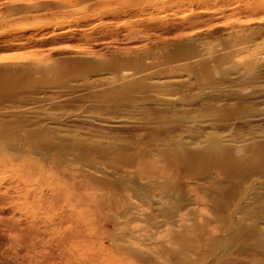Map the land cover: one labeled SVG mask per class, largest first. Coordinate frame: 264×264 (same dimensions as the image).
<instances>
[{
	"label": "rangeland",
	"instance_id": "obj_1",
	"mask_svg": "<svg viewBox=\"0 0 264 264\" xmlns=\"http://www.w3.org/2000/svg\"><path fill=\"white\" fill-rule=\"evenodd\" d=\"M34 1L42 0H0V120L27 131L41 130L49 139L65 135L67 144L73 146L60 152L73 154L77 161L68 184L83 187L62 200L47 202L37 196L52 191L50 186L56 188V171L50 172L49 183L21 169L16 173L1 171L0 264H130L122 248L126 239L144 245L149 252L146 264H264V122L221 128L210 97H205L207 101L203 99L196 110L170 107L166 113L163 109H156V113L132 110L119 101H110V97L71 102L51 92L82 83L101 87L112 78V66L139 72L153 64V78L147 82L159 79L169 83L159 89L160 93L173 95L183 89L193 95L197 90L194 81L189 80V87L185 78L192 59L189 55L213 52L224 44L237 47L264 41L262 37L242 41V0H230L240 8L214 20L218 26L215 31L199 26L193 36L180 38L166 33L156 40L150 32L148 45L140 48L132 47V36L126 34L131 23L178 22V15L188 9L149 0L140 10L129 0H114L102 15H52L35 8ZM64 31L71 32L63 35ZM91 49L96 52L55 80L50 65L60 67L65 56ZM179 61L182 67H168ZM211 66V74L225 70ZM247 68L242 65V73ZM244 88L246 82H242ZM37 96L42 100L33 102ZM241 110L242 116L264 114V101H242ZM88 115L132 127L101 126L87 121ZM142 117L156 122L141 126L138 119ZM192 120L196 128L177 139L179 127ZM199 130L206 137L222 131L229 134L217 146L219 152L237 154L236 143L251 141L253 146L242 151L244 165L222 177L212 168V157L206 151L204 171L181 178L177 175L175 180L169 173L161 176L133 163L134 154L141 151L148 159L158 157L151 150L155 145L172 155L180 151L190 156L196 152L193 148L207 145ZM20 155L33 157L23 147ZM92 165L101 167L102 172L94 177H102L105 183H93L89 174ZM202 195L207 206L201 213L196 206ZM107 198L111 203L103 204ZM138 208H142L141 214L136 217ZM185 210L187 220L178 225V214ZM166 225L169 230L159 235ZM94 226L103 227L98 230L97 241L87 238ZM81 231L86 235L81 236ZM99 243H113L117 250L111 258L95 262Z\"/></svg>",
	"mask_w": 264,
	"mask_h": 264
},
{
	"label": "bare ground",
	"instance_id": "obj_2",
	"mask_svg": "<svg viewBox=\"0 0 264 264\" xmlns=\"http://www.w3.org/2000/svg\"><path fill=\"white\" fill-rule=\"evenodd\" d=\"M163 1H167V6L169 7L181 5L187 8L188 12L178 15L180 19H178V22L131 23L126 29V34L132 36V47L140 48L147 46L151 40L150 32L154 35L153 39L156 40L163 36L166 37V33H174V36L180 38L181 36H193L196 34L199 26H204V28L209 31H215L218 26L212 23L214 20L220 16L229 14L228 11H236L240 8L237 5H231L232 3L230 0ZM113 2L114 0H42L38 2L34 1L33 6L39 9V11L43 9L44 13L52 15L82 12L90 13L91 15H102L107 11L106 8L109 5H111V7L113 6ZM128 2L131 5H135L138 9L144 10L149 0H129ZM242 14L245 17L240 23L242 26L244 25V27H242V41L251 42L256 37L264 38V0H242ZM70 32L71 31H64L62 33L63 35H67ZM76 34L78 33H73V35ZM95 52V49H91L78 55L65 56L61 60L62 63L60 62V67L57 65H50V67L52 66L55 80L57 77L61 76L63 71H67L73 68L76 64L87 60L90 56L89 54H94ZM189 57L192 59L189 60V62L187 61L188 64L186 63L187 73L185 78L188 84L189 80L193 79L194 81L193 87L197 88V90L195 93L193 92V95H188L183 89H181L180 93H173V95L160 93L159 91L169 83L160 81L159 79L147 82V79L153 78L154 72L151 69L154 67L153 64L146 66L139 72H129L126 68H114V66H112L115 71H113L114 74L112 75V78L109 81L107 80L106 83L104 82V84L98 88H95L94 85L82 83L70 85L68 89H60L57 91L50 90H52V93H56L57 96L62 97L64 101H81L86 97L89 101L95 102L103 97H110V101H119L121 106L123 105L132 110L146 109L150 110V112L155 110L156 113V109L161 111V109H170V107L183 111L196 110L205 97L206 99L207 97H210L211 99H208L209 101H212L210 107L215 109L214 111H216L215 115L218 118V125L221 126V128L229 129L233 126L255 125L264 122V114L259 113L250 116H242L241 110L242 101H264V41L254 44H242V46L240 45L237 47L224 44L221 45L220 48L213 50V52L206 51L202 54L200 53V55H189ZM180 60H182L181 57ZM182 64L183 63L179 61V63L172 65L169 64L168 67H182ZM211 65L222 66L225 70L217 74L216 72L211 74L209 68ZM242 65L248 67L243 73ZM242 82L247 83V88L242 89ZM40 96H37L33 102L41 101L42 97ZM110 101L108 100V102ZM209 104L210 102L208 103V107ZM208 107L206 108L208 109ZM85 119L101 126L109 124L113 127H132L131 124H125L118 121L108 123V120L100 119L99 117L94 118L89 115L85 116ZM138 122L139 125L144 126L153 121H149L147 118L142 117L138 119ZM154 122L153 124H155ZM136 126L138 125H135V127ZM195 126L194 120L182 124L179 127L180 132L176 135V138L181 139L185 133L195 129ZM24 129L21 125L18 126V124H14V126H11L0 120V174L2 173L1 171H13L16 173V171L21 169L23 172H27V174L32 175L36 179H40L41 181H44V183H49L50 172L52 170L56 171L55 182L52 181L55 183L54 186H56V188L50 186L52 191L45 190V192H41L40 195L37 196L38 199H43L47 202L62 200L63 197H67L77 189L83 187L82 185H79L77 188H74L68 184L72 172L77 170L73 169V167H77V161L73 154H68L65 151L63 153L60 152V150L72 148L73 146L72 144H67L65 135L58 136L56 139H49L46 133L41 130L27 131V129H25L26 131H24ZM37 129H39V127ZM201 131L202 130H199L201 135L205 136V132ZM228 136L229 134L223 131L215 136L213 135V137L205 136V141L207 143L206 147L199 149L196 148V150L193 148V152H196L190 156H184V153H181L180 151H178L179 153L174 151V155H172L167 153L166 150L159 149L160 146L155 145L151 150H155L153 154L158 157H149L148 159L146 158V155H144L145 151H141L138 155L134 154L133 163L138 167H144L152 172L158 171L161 176H165V174L169 173L175 178V180H178L177 175L181 178L189 174L195 175L204 171L203 163L206 154L205 152L208 151L212 157L211 164L213 167H211L215 169L218 175L225 177L237 169L239 170V168L244 165L246 159L244 158L245 156L242 155V151L246 146H253L250 143L251 141L249 144H242V142H239L234 145V151L237 154L232 152H219L217 146L221 141L225 139L227 140ZM22 147L30 150L33 157H22L20 155ZM9 154L15 156L9 157L7 156ZM100 172H102L101 167L97 165L90 166L89 174L93 177V183H105L102 177H94L96 173ZM192 184L194 185L196 183ZM110 201L111 199L107 198L103 201V204H110ZM198 201L200 203L198 202L196 207L201 213L202 211L205 212L207 202L203 195L199 197ZM141 209L138 208L135 211L136 217L141 214ZM186 214H188L186 210L185 212L182 211L178 214V225L187 220ZM132 223L134 230L137 231V218H134ZM77 226L81 227V225ZM98 230L100 232L103 230V227L94 226V231L89 233L87 238H92L93 241H97L99 239L97 238ZM168 230L169 227L166 225L159 230L158 233L159 235H163ZM80 235L85 236L86 233L81 231ZM125 241L127 242L123 243L122 248L123 252L127 254L129 263L136 264L137 262H140L141 264H146L149 252L144 245L141 243L139 244L137 240L126 239ZM98 248L99 256L97 257L99 259H95V262H102L107 257L111 258L117 250V247L113 243L106 246L100 244Z\"/></svg>",
	"mask_w": 264,
	"mask_h": 264
}]
</instances>
